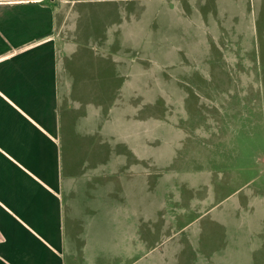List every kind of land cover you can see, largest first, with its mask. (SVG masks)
<instances>
[{
	"label": "rangeland",
	"instance_id": "374dc122",
	"mask_svg": "<svg viewBox=\"0 0 264 264\" xmlns=\"http://www.w3.org/2000/svg\"><path fill=\"white\" fill-rule=\"evenodd\" d=\"M162 4L170 11L159 22L146 9L141 37L111 33V68L100 50L83 54L79 121L64 144L67 199L71 173L80 178L81 238L102 236V226L116 237L126 208L161 211L156 238L264 221V0ZM106 204V221L90 223V206Z\"/></svg>",
	"mask_w": 264,
	"mask_h": 264
},
{
	"label": "crops",
	"instance_id": "0c3cea01",
	"mask_svg": "<svg viewBox=\"0 0 264 264\" xmlns=\"http://www.w3.org/2000/svg\"><path fill=\"white\" fill-rule=\"evenodd\" d=\"M163 1L0 0V264H264V221L210 224L221 231L211 238H156L161 211L126 208L116 237L104 226L102 236H76L80 178L70 171L67 199L64 144L79 121L83 54L100 50L111 68V33L141 37L146 9L157 22L170 11ZM89 211L90 223L108 217L107 204Z\"/></svg>",
	"mask_w": 264,
	"mask_h": 264
}]
</instances>
